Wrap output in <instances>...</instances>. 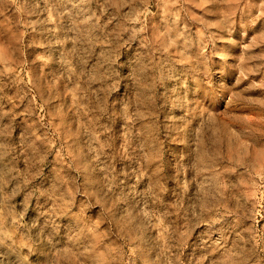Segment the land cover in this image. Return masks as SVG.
Instances as JSON below:
<instances>
[{"label": "rangeland", "instance_id": "1", "mask_svg": "<svg viewBox=\"0 0 264 264\" xmlns=\"http://www.w3.org/2000/svg\"><path fill=\"white\" fill-rule=\"evenodd\" d=\"M0 264H264V0H0Z\"/></svg>", "mask_w": 264, "mask_h": 264}]
</instances>
